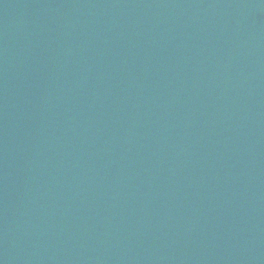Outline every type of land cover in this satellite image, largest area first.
<instances>
[{
    "label": "water",
    "instance_id": "obj_1",
    "mask_svg": "<svg viewBox=\"0 0 264 264\" xmlns=\"http://www.w3.org/2000/svg\"><path fill=\"white\" fill-rule=\"evenodd\" d=\"M0 264H264V0H0Z\"/></svg>",
    "mask_w": 264,
    "mask_h": 264
}]
</instances>
